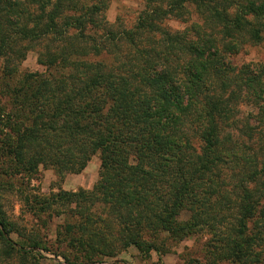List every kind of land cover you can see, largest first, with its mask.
Listing matches in <instances>:
<instances>
[{"label":"trees","instance_id":"1","mask_svg":"<svg viewBox=\"0 0 264 264\" xmlns=\"http://www.w3.org/2000/svg\"><path fill=\"white\" fill-rule=\"evenodd\" d=\"M142 2L127 27L109 0H0V199L62 222L28 238L0 203V264H105L190 238L189 264H264V66L236 61L264 46V0ZM34 51L43 72L22 68ZM96 156L91 191L32 186Z\"/></svg>","mask_w":264,"mask_h":264},{"label":"rangeland","instance_id":"2","mask_svg":"<svg viewBox=\"0 0 264 264\" xmlns=\"http://www.w3.org/2000/svg\"><path fill=\"white\" fill-rule=\"evenodd\" d=\"M110 5L107 12V20L111 24L118 21L127 27H131L137 20L139 13L143 10L142 0H109ZM173 29H181L178 23H171ZM37 52H30L27 60L22 68L30 72H43L44 68L38 64ZM236 61L239 64L244 62H255L264 66V46L250 48L241 53ZM101 162L98 156L94 157L88 164L87 168L79 175H67L63 179L59 178L55 172L51 170H42L38 176V180L32 182V186H39L43 194L48 195L51 192L60 190L66 192H77L79 190L91 191L99 180ZM4 210L8 214V219L19 225L27 231V237L32 236V231L37 230L43 235L53 239V232L61 220L53 219L52 222L46 220L48 230H43L42 223L34 219L31 215L21 212L23 206L20 199L12 193H5L0 199ZM43 219V217H42ZM41 221H44V219ZM14 241H19L17 235H13ZM199 239L190 238L181 244L169 243L165 249L167 252L163 255L152 253L150 257H141L136 249H130L127 253L119 256L117 261H109L105 264H189L190 261L202 262V248ZM65 251V250H64ZM41 255L40 264H65L62 257H56L50 253L38 251ZM69 253V252H68Z\"/></svg>","mask_w":264,"mask_h":264}]
</instances>
